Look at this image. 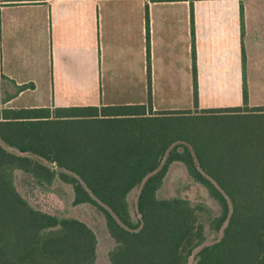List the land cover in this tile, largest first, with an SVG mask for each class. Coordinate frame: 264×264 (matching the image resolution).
<instances>
[{
	"label": "trees",
	"instance_id": "obj_1",
	"mask_svg": "<svg viewBox=\"0 0 264 264\" xmlns=\"http://www.w3.org/2000/svg\"><path fill=\"white\" fill-rule=\"evenodd\" d=\"M239 11L242 20L241 3ZM191 74L197 107L194 64ZM0 81V102L32 85ZM146 86L145 104L0 108V264H97L93 224L31 204L15 186L16 170L68 209L85 206L100 218L96 227L111 240L107 264H264V105L152 111ZM207 115L243 116L222 124V164L194 123ZM175 161L190 180L158 196Z\"/></svg>",
	"mask_w": 264,
	"mask_h": 264
},
{
	"label": "crops",
	"instance_id": "obj_2",
	"mask_svg": "<svg viewBox=\"0 0 264 264\" xmlns=\"http://www.w3.org/2000/svg\"><path fill=\"white\" fill-rule=\"evenodd\" d=\"M263 1L0 0V75L12 79L16 84L32 83L31 86L0 102V108L7 107L5 103L22 90L32 89L34 73L48 61L49 66L54 63L61 67L60 71H69L81 82L90 81L91 87L95 84L93 86L98 88L100 80L112 82L116 75L128 78L127 81L131 79L142 83L141 88L144 87L147 91L146 83L149 80L152 111L159 110L151 105L152 82L172 81L171 76L167 74L163 77L158 75L163 70V73H166L165 69L172 70V66L182 69L183 81H187L184 89L189 91L192 100L191 66L194 64L197 99L198 51L206 46L214 49V44L217 45L214 50L229 46L235 49L237 54L231 59L239 66L236 77L242 74L243 55V72L248 84L246 68L252 66L257 69L264 61L261 60L263 57L259 56L260 52L264 51V7L255 9L252 6ZM228 35H231L230 44L224 40ZM52 47L60 51V56L50 55L46 61L37 60L36 51H50ZM72 47L76 50L67 52ZM3 51H7L6 60ZM50 74H53V70H50ZM123 77L115 79L123 83ZM147 96L148 92L146 99ZM140 103L146 102L50 103L9 108Z\"/></svg>",
	"mask_w": 264,
	"mask_h": 264
},
{
	"label": "rangeland",
	"instance_id": "obj_3",
	"mask_svg": "<svg viewBox=\"0 0 264 264\" xmlns=\"http://www.w3.org/2000/svg\"><path fill=\"white\" fill-rule=\"evenodd\" d=\"M263 1V0H261ZM258 4L252 5L255 9H262L264 7L263 2H257ZM225 4L222 6L224 7ZM255 6V7H254ZM207 36V35H204ZM226 42H231V35H228ZM264 41V38H263ZM218 44V43H216ZM221 44V43H220ZM264 46V45H263ZM214 49L217 45L214 44ZM211 47L206 46L203 50L198 51L197 57V73L199 79V95L197 98V107L192 106L191 96L189 91L184 89L185 83L183 81L184 73L178 66H172V70L165 69L166 73L161 71L159 76L163 77L171 76L172 81L157 80L152 82V97L151 105L156 109H178L189 108V112H200V108L207 107H219L225 105H238L241 104V89L242 80L245 79V74L242 72L238 77L235 74L239 73V66L234 64L232 56L236 55L235 49L231 47H222V50H214ZM67 52H73L75 47L68 49ZM211 50V51H210ZM4 52V59L6 60L7 51ZM37 60L46 61L49 56H60V51H56L52 47L49 50H38ZM209 55L210 57L207 58ZM261 60H264V51L260 52ZM166 62V61H165ZM259 62V60H258ZM257 62V63H258ZM48 63V66H47ZM45 62L38 72L34 73V87L32 89H25L18 93L16 96L9 99L5 106L7 107H24V106H36V105H48L53 104H99V103H139L146 102L147 91L142 87V83H136L123 76H114L113 78L123 77L125 82L116 81L104 82L100 80L99 87H94L90 81L81 82L77 77L69 71L59 70L61 67L56 64L49 66V61ZM259 64V63H258ZM263 66V71H262ZM50 70H53V74H50ZM60 71V72H58ZM176 71V72H175ZM259 73V76H258ZM187 77V76H186ZM189 77V76H188ZM187 77V78H188ZM258 77V79H257ZM195 79L197 86V75L195 71ZM218 79H222L219 81ZM238 79V80H236ZM257 79V80H255ZM246 80H247V102L246 105L240 106L241 110L249 108L248 106L264 105V61L260 63V66L256 69L250 66L246 68ZM255 80V81H253ZM252 81V82H251ZM1 83V81H0ZM141 84V85H140ZM246 88V90H247ZM210 114V113H209ZM208 116V115H207ZM243 116L233 117L231 120L222 119L220 116L202 117L200 119H194V123L198 125L197 129H203V140L209 142V147L217 148L214 151H208L210 159L222 164V124H235L241 121ZM246 122L258 125L263 123L259 118H247ZM201 124V126H199ZM194 126V124H192ZM198 129V130H199ZM192 133H195V127H192ZM218 140V141H216ZM219 160V161H217ZM15 186L20 193L34 206L47 211L63 212L66 215H73L82 219L86 223L93 224L95 235L99 243H97V264H107V255H105V249L109 242V236L105 235L103 227H96V223H100V218L93 212H90L85 206H78L70 208V205L64 204V199L54 191H43L35 183L28 180L27 176L20 171L15 172ZM185 166L180 161L171 162L165 172L158 196H169L173 193H179V189L176 184L183 181H189ZM182 183V182H181ZM65 189L66 186H63ZM190 186H200L198 184H190ZM176 188V189H175ZM54 189H59L58 186H54ZM196 189V193L201 192ZM182 194H189L186 190H180ZM212 210L217 209L214 203L207 202ZM65 205V206H64ZM214 208V209H213ZM93 214V216L91 215ZM92 216V217H90ZM95 223V224H94ZM206 233L207 229L204 227ZM211 236L208 232V238Z\"/></svg>",
	"mask_w": 264,
	"mask_h": 264
}]
</instances>
